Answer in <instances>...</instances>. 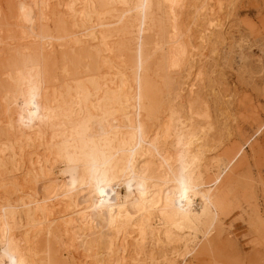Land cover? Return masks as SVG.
<instances>
[{
    "label": "bare ground",
    "instance_id": "6f19581e",
    "mask_svg": "<svg viewBox=\"0 0 264 264\" xmlns=\"http://www.w3.org/2000/svg\"><path fill=\"white\" fill-rule=\"evenodd\" d=\"M108 1L110 8L56 1L60 54L85 56L90 42L101 51L85 71L63 67L60 86L46 83L39 66L57 46L44 26L51 1H31L35 12L26 18L35 30L22 36L30 44L20 52L33 48L38 59L8 74L2 95L0 264H57L49 253L57 236L82 256L78 264H184L214 230L211 192L234 157L225 164L212 153L210 115L195 122L193 103L205 106L195 61L222 26L223 2ZM185 10L192 16L184 28ZM200 25L195 47L191 29ZM170 73L177 90L167 91L163 109L156 82L170 88ZM43 114L53 125L49 136L39 125ZM207 170H220L210 187Z\"/></svg>",
    "mask_w": 264,
    "mask_h": 264
},
{
    "label": "rangeland",
    "instance_id": "374dc122",
    "mask_svg": "<svg viewBox=\"0 0 264 264\" xmlns=\"http://www.w3.org/2000/svg\"><path fill=\"white\" fill-rule=\"evenodd\" d=\"M31 1L0 0V47L3 48L0 52V120L5 119L2 95L11 86L7 75L14 74L27 62L38 59L33 48L26 50V54L20 52L24 45L30 44L22 36L35 30L26 18V15L35 12ZM50 1L53 18L44 26L57 46L49 51L53 56L42 60L39 66L46 83L60 86L62 80L67 79L62 72L63 67L69 69V73L85 71L92 63L93 55L99 57L101 51L90 42V53L85 56L78 53H72V56L60 54L63 49L57 42L62 39L58 35L61 30L54 26V22L61 9L56 6L58 0ZM94 1L101 8L111 7L108 0ZM132 1L128 0L131 4ZM222 2V30L217 29L208 37L210 40L206 38L205 50L202 52L205 55L198 56L195 61L196 68L203 73L202 88L198 95L205 102L206 109L199 101H194L197 115H193V119L195 122L200 121L198 118L207 110L213 129L206 137L208 147L212 153H221L219 157L226 159H222L224 163L233 157L234 162L228 163L224 173H221V181L211 192L210 200L215 207L216 217L214 230L207 238H200L198 250L188 255L184 264H264V0ZM156 15H159L158 11ZM189 15L192 16L191 10H185L182 19L184 28L188 26ZM40 25L38 30L43 24ZM203 28L200 25L191 29L190 39L195 47L199 46V31ZM170 75L173 78L170 88H166L160 80L156 82L163 109L167 91L172 96L177 90V77L173 73ZM182 111L187 116L186 108ZM39 125L44 134L49 136L53 125L46 114L39 119ZM5 134L0 125V137ZM41 152L37 151L30 161H38ZM209 154L205 155L207 159L210 158ZM217 171L207 170L204 176V182L206 180L205 184H208L206 187L212 186V180L220 172ZM153 219L161 225L158 217L154 216ZM203 229L200 226L201 232ZM50 243L49 253L57 264H78L82 261V256L64 246V239L57 236L51 238ZM203 247L205 249L201 250ZM151 248L148 244L145 249L149 251ZM180 261L176 260L177 264H183Z\"/></svg>",
    "mask_w": 264,
    "mask_h": 264
}]
</instances>
